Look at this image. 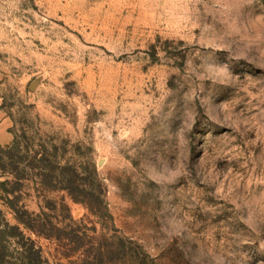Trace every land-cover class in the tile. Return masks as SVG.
Masks as SVG:
<instances>
[{
	"label": "rangeland",
	"instance_id": "obj_1",
	"mask_svg": "<svg viewBox=\"0 0 264 264\" xmlns=\"http://www.w3.org/2000/svg\"><path fill=\"white\" fill-rule=\"evenodd\" d=\"M0 73L12 168L47 155L89 181L95 167L112 218L37 171L10 195L18 209L57 202L68 227L66 204L117 264H264V0H0ZM7 197L0 224L20 226ZM26 242L0 239V264L30 262Z\"/></svg>",
	"mask_w": 264,
	"mask_h": 264
},
{
	"label": "trees",
	"instance_id": "obj_2",
	"mask_svg": "<svg viewBox=\"0 0 264 264\" xmlns=\"http://www.w3.org/2000/svg\"><path fill=\"white\" fill-rule=\"evenodd\" d=\"M20 148H22V143L15 136L13 143L2 149L10 162L4 163L5 159L0 158L1 170L15 178V181H12L9 176L6 180L0 181V192L7 194L6 204L14 211L16 220L20 224V226H12L3 221V213L0 210V219H3L0 224V239L8 240L19 237L27 241L24 248H26L25 253L28 254L27 258L30 262L24 264H39L41 262L51 264L49 259L44 258L42 248L31 237H27L24 230L38 238L44 237L58 242L60 259L67 260L70 264H117L119 247H116L108 239L105 240L106 245L99 244L96 247L97 239L89 238L81 233L80 222L73 218L66 204L61 203L60 206L67 212L71 224L68 227H61V221H53V219L57 221L59 217L60 209L57 202L41 205L39 213H30L25 207L18 209L14 200L10 198V195H14L23 188L25 181L31 180L29 172L37 171V174L34 175L35 179L40 180L44 190L65 191L74 202L84 205L92 215L102 218L104 214H107L109 218H112L106 203V189L99 179L97 169L93 167L89 171L90 179L88 181V178L84 176L83 168L69 161L63 164L60 159L51 160L47 155H22L20 164L24 166L19 172L17 168H12L14 165L11 162L14 158L10 153ZM26 150L29 151L28 147ZM52 164L57 167H52ZM53 184L60 185L56 187ZM12 185H16L17 188L9 189ZM68 229L70 232L66 233ZM55 233L58 235H54ZM74 257H77V260L71 262Z\"/></svg>",
	"mask_w": 264,
	"mask_h": 264
},
{
	"label": "crops",
	"instance_id": "obj_3",
	"mask_svg": "<svg viewBox=\"0 0 264 264\" xmlns=\"http://www.w3.org/2000/svg\"><path fill=\"white\" fill-rule=\"evenodd\" d=\"M2 82V75L0 73V85ZM2 100V96L0 94V102ZM14 135L10 131V125L8 123V120L6 119V116L2 111H0V145L5 146L9 145L13 142Z\"/></svg>",
	"mask_w": 264,
	"mask_h": 264
},
{
	"label": "water",
	"instance_id": "obj_4",
	"mask_svg": "<svg viewBox=\"0 0 264 264\" xmlns=\"http://www.w3.org/2000/svg\"><path fill=\"white\" fill-rule=\"evenodd\" d=\"M35 85H36V83L34 84V86H35ZM34 86H33V87H34Z\"/></svg>",
	"mask_w": 264,
	"mask_h": 264
}]
</instances>
